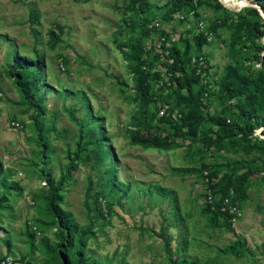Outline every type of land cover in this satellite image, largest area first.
<instances>
[{"label":"rangeland","instance_id":"1","mask_svg":"<svg viewBox=\"0 0 264 264\" xmlns=\"http://www.w3.org/2000/svg\"><path fill=\"white\" fill-rule=\"evenodd\" d=\"M174 1H140L145 6L140 20H148L146 25L158 23L157 29L140 40L148 50L141 61L149 59L150 71L160 76L148 78L146 83L157 88L158 95L166 101L152 99L143 107L151 115L134 118L138 107L128 100L133 86L127 70L133 61L123 59L117 48V43L129 39L127 24L135 18V12L126 8L130 0H0V163L6 176L0 186V196L6 198L0 208V258L8 264H45L38 240L51 239L54 229L42 231L44 225L40 221L44 222L45 215L38 198L45 194L47 177L57 180L63 175L67 179L61 191L60 208L70 214L78 227L85 225L88 212L94 236L86 241L85 253L94 258L107 259L111 264H173L172 260L180 263L189 260L193 264H264L261 174L250 177L244 201L229 205L228 198L233 195L229 192L223 207L218 208L224 211L226 206L233 207L228 219L211 213L215 208L205 211L207 205L219 198L216 186L211 185H216L227 171L224 162L249 158L252 153L230 147L205 149L199 139L190 138H175L166 149L128 142L129 132L137 131L148 141L165 136L169 125L176 123L179 116L178 109L182 106L174 105L170 88L157 87L167 81L168 75L162 73L161 53H165L161 52V44L166 49L176 44L181 50L183 41L189 39L190 54L196 55L191 38L202 34L206 44L198 54L203 57L206 69L196 88L205 86L201 96L204 111L216 115L224 110L228 120L235 110V101L221 99L217 94L222 67L231 64L249 76H255L260 68L254 55H242L243 42L236 41L230 27H211L224 14L223 10L213 8L212 0H200L192 9L181 7L167 14L165 11ZM216 1L230 20L242 14L244 6L256 7L264 18L253 0L242 6ZM30 12L37 14L32 26L39 32V43L34 49L41 53L40 82L44 97L37 123L30 115L31 110L22 112L23 107L15 105L18 93L3 73L13 54L34 55L27 19ZM174 13L183 17L172 18ZM201 22L204 26L199 31ZM259 44L264 45V36ZM263 52L264 49L259 55ZM170 108L168 118L159 121ZM87 113L99 118L97 124L106 137L114 178L120 185L116 191L101 186L102 170L94 161L92 147L79 158L72 154L79 134L77 121ZM35 125L45 134L43 155L38 153ZM209 128L204 126L203 130L212 136L210 130L214 127ZM260 129H254L258 138L263 137ZM202 165H208L211 174H204L206 169H201ZM185 168L201 172H175ZM88 181L91 189L86 211ZM8 184L13 188H8ZM126 184L128 188L122 195ZM224 221L231 230L225 228ZM237 237L244 242L239 255L222 251Z\"/></svg>","mask_w":264,"mask_h":264},{"label":"trees","instance_id":"2","mask_svg":"<svg viewBox=\"0 0 264 264\" xmlns=\"http://www.w3.org/2000/svg\"><path fill=\"white\" fill-rule=\"evenodd\" d=\"M141 0H130L126 5L127 9L135 12V18L127 24V31L130 36L126 41L117 43V48L122 54L123 59L133 61L131 65L127 67V70L131 74L132 82V94L129 96L131 103L136 102L137 112L136 116H150L151 113H146L143 107L152 99H160V101H166L165 98L158 95L156 89H153L148 85L147 79H160L159 73L150 71V60L146 59L141 61L143 53H147L144 44L140 42L141 39L149 35L150 30L146 27L148 20H140V12L145 7L140 3ZM174 1V0H173ZM200 0H175L171 8H167L165 11L167 14L171 11L178 10L183 7L186 9H192L199 3ZM210 2L211 0H203ZM231 6H242L248 2V0H224ZM242 1L243 3L239 4ZM258 9L264 13V0H253ZM213 8L215 10H223V16L216 18L212 22L211 27L213 29L218 27H230L233 30L234 37L237 42H243L241 47L243 56L251 55L260 64V68L256 71L255 76H249L239 71V69L231 64H226L222 67L221 75L217 81V94L221 99L228 100L233 99L234 112L230 120L225 118L224 110H221L220 114L209 115L204 110V103L201 100L202 93L205 86H199L196 88V84L201 81V78L195 74L194 69L189 63L191 51H189L190 41L184 40V46L180 50V47L176 44H172L168 49L163 44L160 47L167 54L161 55L164 60L161 61L163 66V74L167 75V81L161 82L157 87L164 88L165 86L170 88V94L174 98V105L178 109L179 116L176 123L169 125L167 134L163 137H156L153 140H147L139 136V133L129 132L128 142L132 145L146 146L151 145L153 147L166 149L168 148L172 140L175 138H190L199 139L205 149L213 147L215 149H222L230 147L238 149L243 153H252L249 158L232 159L224 162L227 171L221 175V178L215 185H211V188L216 186V192L219 194V198L211 205L206 206V212H210V208L216 210L211 213H219L224 216L225 220L231 215L226 210L218 211V208L223 207V201L229 197V191L233 193L232 197L228 198V204L232 205L233 202H242L246 198L245 190L248 186L249 179L252 175L261 174L264 178V52L259 55V52L264 49L263 44H259V40L264 36V18H261L257 12L256 7L244 6L242 14L238 15L234 19H229L227 12L223 9L219 2L212 0ZM164 15H167V14ZM37 14L28 13L27 19L30 24L29 32L32 37V50L33 57L16 56L12 55L10 62L3 69L4 75L10 79L11 84L14 86L18 93V100L15 105L22 108V112L31 110V117L35 123L38 122L41 116L42 106L41 103L44 100L42 95V84L40 75V60L41 53L34 49L35 45L39 43V32L32 26L34 19L36 20ZM145 21V22H144ZM143 22V24H142ZM140 29V30H139ZM52 36L53 33L49 32ZM192 50L196 55L200 53L198 50L204 44H206L205 38L202 34H198L194 38ZM236 42V43H237ZM52 40L48 39V46L51 48ZM123 48V50H122ZM155 54V53H154ZM153 54V55H154ZM168 60H171L168 62ZM206 65V64H205ZM206 69V68H205ZM160 94V93H159ZM158 95V96H157ZM171 112V108L166 114L161 116L158 120L163 121L168 118ZM99 118L95 114L87 113L83 115V119L78 120L79 134L76 141V147L72 154L74 158H79L83 151H88L89 147L94 150V161L101 167V186L109 189V191H116L120 189L119 183L115 180L113 174V162L110 157L108 146H106V137L102 134V131L98 127ZM210 127L209 130L214 127L212 136L207 135L203 130V127ZM260 134L263 136L258 138L255 135L254 129L259 128ZM35 131L38 137L40 148L38 153L43 155L46 150L45 134L39 129L38 125H35ZM209 131V132H210ZM170 139V140H169ZM80 140H83L80 143ZM67 164L65 165V167ZM201 169H206L204 174H211V169L208 165H202ZM201 169L185 168L175 169L177 173H189L192 171L201 172ZM239 169H243L241 172H237ZM6 176L2 174L0 163V186L4 185ZM66 176H60L57 180L46 178L45 194L41 195L38 200L42 201L43 210L45 215L44 222L40 221V224L44 225L42 231L53 228L51 233L52 238L48 239L42 237L38 240L40 246V252L44 257L45 264H111L109 260H99L91 255L85 253V245L88 238L94 236L92 231L93 220L86 213V223L84 226L78 227L70 217V214L60 208L62 202V189L63 184L66 181ZM8 188H13L9 186ZM128 184L123 187L122 195L126 193ZM91 189L90 181L87 182L85 193V209L88 211V204L86 199L88 197V191ZM99 195V193H94ZM6 201L4 195L0 196V208H3V203ZM98 209V208H97ZM212 211V210H211ZM225 228L231 230L229 223L224 221ZM6 243V241H5ZM244 242L241 238H236L233 242L224 247L222 251L239 255ZM1 260L3 258H0ZM0 260V261H1ZM173 264H193V261L185 260L184 263H180L172 260ZM119 264H125L120 262Z\"/></svg>","mask_w":264,"mask_h":264},{"label":"built area","instance_id":"3","mask_svg":"<svg viewBox=\"0 0 264 264\" xmlns=\"http://www.w3.org/2000/svg\"><path fill=\"white\" fill-rule=\"evenodd\" d=\"M179 15L180 14H178V13H174V14H172L171 17L172 18H182L183 17L182 15H180V16ZM203 26L204 25L201 22V23L198 24L197 29L199 31H201L203 29ZM146 27L149 28V30H155V29L158 28V23L157 22H150L149 24L146 25ZM160 49H161V52L165 53L164 55L167 54V50L164 51L161 47H160ZM170 61L171 60H168V62H170ZM189 63L191 65V67L194 69L195 74L198 75L200 78H202L203 75H204V72H205V68H206V65L204 63L203 57L201 55H191L190 59H189ZM203 96L205 97L206 95L203 94ZM160 113L162 115V112H160ZM229 192H231V191H229ZM224 201H225V199H224ZM227 208H228L227 209L228 212H230L231 211L230 209L233 208V207L230 208L228 206ZM8 263L9 262L7 260H1L0 261V264H8Z\"/></svg>","mask_w":264,"mask_h":264},{"label":"clouds","instance_id":"4","mask_svg":"<svg viewBox=\"0 0 264 264\" xmlns=\"http://www.w3.org/2000/svg\"><path fill=\"white\" fill-rule=\"evenodd\" d=\"M255 3V2H254ZM255 5H256V3H255ZM257 6V5H256ZM257 8H259L258 6H257Z\"/></svg>","mask_w":264,"mask_h":264}]
</instances>
